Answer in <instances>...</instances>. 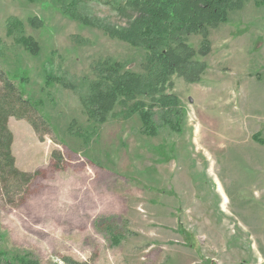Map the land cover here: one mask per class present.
Listing matches in <instances>:
<instances>
[{
  "label": "rangeland",
  "instance_id": "374dc122",
  "mask_svg": "<svg viewBox=\"0 0 264 264\" xmlns=\"http://www.w3.org/2000/svg\"><path fill=\"white\" fill-rule=\"evenodd\" d=\"M125 2L0 0V70L39 119L38 134L7 120L15 167L33 180L13 202L0 189V264H264V0L187 36L205 50L197 80L165 79L180 124L161 128L156 111L154 136L131 110L149 98L102 124L86 114L106 73H157L105 32L131 23Z\"/></svg>",
  "mask_w": 264,
  "mask_h": 264
},
{
  "label": "trees",
  "instance_id": "16d2710c",
  "mask_svg": "<svg viewBox=\"0 0 264 264\" xmlns=\"http://www.w3.org/2000/svg\"><path fill=\"white\" fill-rule=\"evenodd\" d=\"M242 1L126 0V6L135 14L133 20L121 33L105 32L132 46H141L147 54V71L157 70V73L151 80L128 71L106 73L92 86L86 111L88 118L102 124L116 104H126L142 97L152 101L149 110H144L139 103H135L137 105L131 110L137 112L144 134L154 136L157 132V126L152 121L156 111L161 128L174 130L178 127L182 111L177 109L174 95L163 94L165 79L176 75L188 82L197 80L195 71L199 65L193 59L196 55H204L205 50L204 46L198 51L192 50L185 42L187 36L204 31L212 22L222 21L225 10L236 7ZM234 3L236 5L231 6ZM203 44L207 45L206 40ZM15 78L9 79L0 70V189L11 202L14 199L10 193L14 189L27 190L33 175L15 167L11 153L13 136L7 127V120L10 117L23 120L36 134L39 120L35 119L36 109L15 86ZM50 157L56 162L54 168L60 169L63 162L60 151H53Z\"/></svg>",
  "mask_w": 264,
  "mask_h": 264
}]
</instances>
